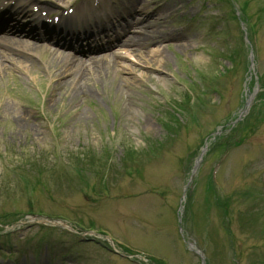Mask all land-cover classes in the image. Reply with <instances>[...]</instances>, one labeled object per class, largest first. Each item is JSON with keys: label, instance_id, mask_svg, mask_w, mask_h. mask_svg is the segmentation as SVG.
<instances>
[{"label": "rangeland", "instance_id": "obj_1", "mask_svg": "<svg viewBox=\"0 0 264 264\" xmlns=\"http://www.w3.org/2000/svg\"><path fill=\"white\" fill-rule=\"evenodd\" d=\"M56 1L51 19L74 14L75 6L57 12L72 0ZM89 1L97 20L106 22L112 14L145 6L155 15L148 19L144 14L146 27L171 36L137 48L130 60H118L117 71L88 81L85 94L69 83L54 84L48 75L52 43L32 53L37 71L17 62L0 70V224L8 225L0 236L8 230L14 235L2 244L0 255L6 253L0 264L14 259L23 264H155L127 254L121 244L163 264H202L187 243L205 254L206 264H264V106L243 143L221 151L247 102L262 90L256 78L264 73V0L233 3L244 7L258 47L254 65L246 68L242 62L236 71L227 53L219 56L226 47L225 29L238 38L241 28L227 2ZM155 20L157 29L150 26ZM151 50L165 51L166 59ZM180 65L187 66L189 79L203 77L202 71L217 87L204 89L197 101L201 115L188 128L168 107L175 99L189 118L187 92L176 79ZM165 122L173 127L170 137ZM213 172L227 218L207 190ZM191 193L193 214L188 217ZM29 211L68 221L80 238L64 228L46 235L42 242L56 245L47 256L44 246L30 247L45 231L27 220ZM88 228L116 244L94 239L85 233Z\"/></svg>", "mask_w": 264, "mask_h": 264}, {"label": "bare ground", "instance_id": "obj_2", "mask_svg": "<svg viewBox=\"0 0 264 264\" xmlns=\"http://www.w3.org/2000/svg\"><path fill=\"white\" fill-rule=\"evenodd\" d=\"M12 1L13 0H10V5L12 4ZM4 4L5 0H0V8L2 7V9L0 10V14L4 11V13L2 14V17L4 19H7L9 16L13 18L15 23L11 28L16 30V32L14 33L15 36H23L28 34L32 39L38 37L33 28L29 32H27L25 28L26 25L23 24L21 20L19 21L20 17L26 18V20L28 18H31L32 14L29 10L28 5L22 4V0H15L14 6L12 7H7ZM141 13L147 14L143 10L141 11ZM150 16L154 18V15ZM127 17H130V14H128ZM71 21L72 20L69 18V22ZM12 23L13 21L8 25H11ZM138 23L142 22H140V20L133 22L132 25L128 26L127 30L118 37V40L113 42L114 44H109L111 46L116 44L122 45L121 48H123V50L117 49L113 51V54H115V56L119 57L120 59L124 57L129 58L130 56H132V54L129 53L131 49L143 48V44L147 41L146 39H148L147 43L151 40L160 42L163 41L166 37L171 36V33L163 35L155 31L154 29L142 30L138 34L131 33V29L133 28V26ZM158 27L159 25L154 28L157 29ZM45 29L46 33L42 37H47L49 32L53 31L51 29H48L47 27H45ZM18 38L19 37L13 38L11 35H9V37L5 35L0 40V45H2L0 46V70H7L9 63L17 62L20 63L24 69L30 70L31 72L37 71L38 66L36 65V62L34 61L32 56H30V54L40 50V45L35 40H31L35 42H26V48H24L19 44L21 41H15ZM1 47H14L20 53L12 54ZM67 47L69 46H65L64 48L69 49ZM65 51H60L59 49L54 50V57L46 61V71L48 72V75L53 79L54 84L65 85L69 83L72 88H74L79 94L86 93L88 81H92L91 79H94V77H102L104 74L107 75L113 69L117 70L116 67L117 65H119L117 59H112V57L111 59H105V57H99L90 54L88 58H84L79 56L78 54H73L72 52ZM153 54L155 57H161L164 60L167 57L165 51H154Z\"/></svg>", "mask_w": 264, "mask_h": 264}, {"label": "trees", "instance_id": "obj_3", "mask_svg": "<svg viewBox=\"0 0 264 264\" xmlns=\"http://www.w3.org/2000/svg\"><path fill=\"white\" fill-rule=\"evenodd\" d=\"M192 108H193V107L191 106L189 99H187V111L189 112V115H190L191 112H192ZM164 126H165V129H166L170 134H172V133L174 132L173 127H172V125H171L170 123L165 122V123H164Z\"/></svg>", "mask_w": 264, "mask_h": 264}]
</instances>
